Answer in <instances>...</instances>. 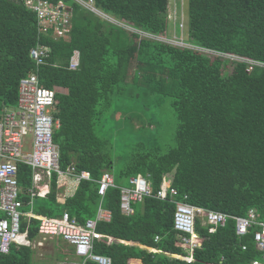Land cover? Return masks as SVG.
Instances as JSON below:
<instances>
[{"label": "trees", "instance_id": "trees-1", "mask_svg": "<svg viewBox=\"0 0 264 264\" xmlns=\"http://www.w3.org/2000/svg\"><path fill=\"white\" fill-rule=\"evenodd\" d=\"M30 1L0 0V115L16 104L19 80L35 69L30 49L43 44L50 52L39 80L65 89L56 91L53 109L62 167L75 162L78 172L89 169L96 179L100 169H116L122 186L140 174L154 194L165 184L178 192L174 202L134 201L132 213L124 214L118 187L101 197L95 183L91 200L98 208L101 197L111 220L97 221L94 252L113 264L263 262L254 239L261 226L238 235L234 217L253 209L264 223V0H185L184 27L173 43L167 41L169 0H93L123 26L75 0H48L70 14V31L58 38L52 30L39 32ZM74 50L80 61L71 70ZM18 181L30 184L25 166ZM81 184L63 205L54 193L36 196L33 211L57 218L66 209L80 224L94 219L97 209ZM176 202L228 216L214 232L203 216L195 219L192 260L184 258L190 245L182 240L190 235L173 227ZM38 222L22 219L20 228L33 237ZM32 254L30 246L13 243L0 253V264H32Z\"/></svg>", "mask_w": 264, "mask_h": 264}, {"label": "built area", "instance_id": "built-area-1", "mask_svg": "<svg viewBox=\"0 0 264 264\" xmlns=\"http://www.w3.org/2000/svg\"><path fill=\"white\" fill-rule=\"evenodd\" d=\"M75 1L101 19L123 26L121 21L95 8L93 0ZM28 4L36 14L39 32L52 30V35L58 38L70 31V14L61 2L51 4L48 0H35ZM29 56L36 69L19 80L16 107L4 111L0 117V210L4 213L0 218V253H7L13 243L23 242L20 228L22 201L19 199L18 191V165L23 163L34 170L55 172L59 177L58 182L68 174L60 169L58 146L53 141L56 88L44 87L38 76V68L44 64L48 50L37 43L30 49ZM79 61V51L74 50L69 58L68 68L76 69ZM73 171V167L69 169V172ZM75 175L74 179L77 181L89 177L88 172L83 170ZM97 183V194L101 197L109 187H118L109 172H103ZM129 183L130 186L118 187L120 209L124 214H131L133 211L131 203L142 201L144 197H156L174 202L173 198L178 193L174 187L165 184L154 194L147 176L140 174L131 177ZM96 213L95 219H87L82 224L67 211H63L57 218L40 217L37 232L43 236H58L71 245L75 255L80 258L78 264H85L87 260L96 264H113L109 256L95 253L93 250L94 239L101 236L96 229L97 221L111 220V213L101 205ZM200 216H203L205 222L210 225V232H214L217 226H223L228 217L218 211H206L188 203L176 202L173 227L178 232L190 235L182 238L190 245V250L196 245L193 241L194 224L195 219ZM234 219L235 231L238 235L246 234L254 223L261 226L260 230L254 233V239L256 247L263 252L264 259V223L257 222L255 210L250 209L247 217H234ZM252 263L264 264V261Z\"/></svg>", "mask_w": 264, "mask_h": 264}, {"label": "crops", "instance_id": "crops-1", "mask_svg": "<svg viewBox=\"0 0 264 264\" xmlns=\"http://www.w3.org/2000/svg\"><path fill=\"white\" fill-rule=\"evenodd\" d=\"M58 90L61 92L65 91V89H62L60 87L56 88V91H58ZM16 104H17V101H16ZM16 104L5 106L2 110L0 117L2 116L4 111L15 108ZM57 126H58V121L55 120V128ZM57 146H58V144H57ZM58 151H59L60 169L64 170L65 172H68V174H66V177L61 179L60 182H58L59 177L57 176V173H55V172L49 173V172H46L44 170H34L28 164H23V163L18 165L17 180H18V175H19V168L21 166H25L31 172V181H30V184L28 186L23 187L20 185V183L18 181L19 199L20 198L22 199V200L20 199L22 201L21 223H22V219L27 222L30 217L37 218V219L40 218L39 215H37L36 212L33 211V210H35L36 204L38 203V201L35 200L36 196L47 199V198H49V194L54 193L53 197L56 199V201L59 204L63 205V204H65V201L67 198L72 197L76 192H79V190H78V187L80 186L79 184H81L80 182L84 178H82L79 181L74 179L76 176L75 174H77L79 171V170H77L75 162H71V164L69 163L65 167H62L61 154H60V147L59 146H58ZM72 167L74 168V171L69 172V169ZM83 171H87L89 174V177L87 179H84L86 181H89V184L86 187H85V184H81V187H82L83 191L87 190V191H84V193L89 195V200L91 201L92 207H94V208H96L95 206H96V203H98V202H94L91 200V194H94L95 187H96L95 183H97V180L101 177L103 172H109L113 177L115 185L118 187L122 186L121 184H119V185L116 184V182H115L116 179H115L114 175L112 174V172H110L111 170H106L105 168L102 170L100 169L101 174H100V177H98V179H96V177L92 176L91 171L89 169L85 168V169H83ZM126 186H130V185H123V187H126ZM27 194H29L31 196V198H26L24 201L23 196L27 195ZM32 197H34V200ZM81 200L83 202H86V198L84 196L81 197ZM102 203H103L102 198L100 197L98 207L100 205L102 206ZM96 209H98V208H96ZM106 210H108V209H106ZM63 211H66V209H64ZM96 214L97 213H95V215H94V219L97 216ZM3 216H4V213L0 210V218ZM21 236L23 238L22 239L23 242H19L16 244L30 246L33 250L32 259L34 260V262L37 260H41V261L47 260L49 262L48 264H78L79 263L80 258L75 255L73 247L58 236H53V237L43 236V235H39L37 232L33 237H30L27 230H24V231L21 230ZM56 238H59L60 242L58 241V243L57 242L53 243L52 241L55 240ZM108 239L112 240L114 238L111 236H108ZM43 241H47V243H49L50 245H46V243H44ZM123 242L126 243L125 241H123ZM40 251H41V253L44 252L46 255L41 254ZM1 254H5V253H1Z\"/></svg>", "mask_w": 264, "mask_h": 264}, {"label": "rangeland", "instance_id": "rangeland-1", "mask_svg": "<svg viewBox=\"0 0 264 264\" xmlns=\"http://www.w3.org/2000/svg\"><path fill=\"white\" fill-rule=\"evenodd\" d=\"M185 0H169V4H168V12H169V17H168V20L169 22L171 23V26H170V31H169V34H170V37L167 38V41L168 42H171L173 43L174 40L178 37L177 36V28H179L180 30H182V28L184 27L183 26V18L185 19V13L182 12V7H183V4H184ZM130 29V28H129ZM164 34L160 37L165 39L164 37ZM54 37V36H53ZM55 38V37H54ZM166 40V39H165ZM43 45V44H42ZM45 48H47L48 50V55H49V52H50V49L43 45ZM216 55L214 54L212 56V58H214ZM48 57V56H47ZM227 69H232L233 68V65L231 64H228L226 66ZM36 69V67H35ZM34 69V70H35ZM138 124V122H137ZM110 172H112V174L114 175V177L116 176V169H112ZM118 173V172H117ZM58 241L60 242V239L59 238H56L55 240H53L52 242L55 243ZM44 243H46V245H50L49 243H47V241H43ZM145 247V246H144ZM193 250H190L189 251V256L187 257H184L188 260H192L193 259V253H192ZM41 253V251H40ZM41 254H45L44 252L41 253ZM46 255V254H45ZM49 262L46 260V261H41V260H37L34 262V260H32V264H48Z\"/></svg>", "mask_w": 264, "mask_h": 264}]
</instances>
